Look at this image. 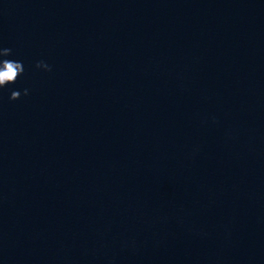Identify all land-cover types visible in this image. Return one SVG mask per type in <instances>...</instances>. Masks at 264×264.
Listing matches in <instances>:
<instances>
[{
	"label": "clouds",
	"instance_id": "9594fccd",
	"mask_svg": "<svg viewBox=\"0 0 264 264\" xmlns=\"http://www.w3.org/2000/svg\"><path fill=\"white\" fill-rule=\"evenodd\" d=\"M11 48L0 47V89L6 88L10 84H14L24 73V66L22 62L7 59L12 55ZM36 68H42L51 71V67L43 61L36 63ZM29 94L28 89L23 90V95ZM21 97L19 90H12L9 96L10 100H18Z\"/></svg>",
	"mask_w": 264,
	"mask_h": 264
}]
</instances>
